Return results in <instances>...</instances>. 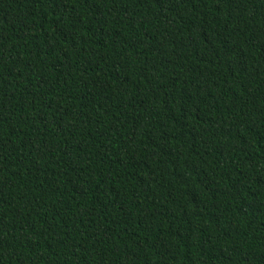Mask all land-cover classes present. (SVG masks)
Returning a JSON list of instances; mask_svg holds the SVG:
<instances>
[{"label": "trees", "instance_id": "1", "mask_svg": "<svg viewBox=\"0 0 264 264\" xmlns=\"http://www.w3.org/2000/svg\"><path fill=\"white\" fill-rule=\"evenodd\" d=\"M0 264H264V0H0Z\"/></svg>", "mask_w": 264, "mask_h": 264}]
</instances>
